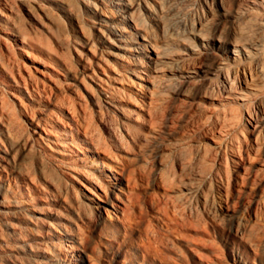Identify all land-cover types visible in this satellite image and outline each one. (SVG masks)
I'll return each mask as SVG.
<instances>
[{"label": "rangeland", "instance_id": "obj_1", "mask_svg": "<svg viewBox=\"0 0 264 264\" xmlns=\"http://www.w3.org/2000/svg\"><path fill=\"white\" fill-rule=\"evenodd\" d=\"M42 3H0V264H264V0H197L182 29L222 40L157 86L111 43L85 70Z\"/></svg>", "mask_w": 264, "mask_h": 264}, {"label": "bare ground", "instance_id": "obj_2", "mask_svg": "<svg viewBox=\"0 0 264 264\" xmlns=\"http://www.w3.org/2000/svg\"><path fill=\"white\" fill-rule=\"evenodd\" d=\"M23 1L32 7L36 0ZM77 2L75 4L73 0H43L41 7L58 27L64 21L66 22L64 28L69 27L73 30V23L76 24L78 34L84 37L81 45L83 46L82 59L85 70L92 69L99 62V50L96 46L99 41L105 44L111 43L116 48V51L110 52L116 64L131 71L139 79L150 82L152 86H157L159 80L166 79L168 73H171L173 78L177 77V80L179 78L180 81L185 82L191 77L188 74L191 72L179 64L176 68L169 70L168 65L178 62L177 56L186 61L190 58L203 60L210 54L213 48L212 42L222 40V36L217 37L219 34L209 36L211 34L207 33L200 24H192L182 29L183 23H187L192 9L197 5V0H168L167 4L166 0H78ZM0 3L9 8L11 0H0ZM255 3L263 4L258 1ZM168 15L171 20L169 24L167 23V29L164 28L167 30L164 39L166 41L180 40L186 43L185 51L174 53L168 46L156 44L153 41L150 31L152 30L151 19L158 24H163V27L165 25L163 20ZM87 21L94 24V31L91 33L87 30ZM136 30L141 32L139 37L133 35V31ZM182 35H190L203 42L201 44L187 42L185 41L187 37H182ZM228 41L233 46L234 59L243 61L240 53L241 48H246L243 41L239 39ZM246 55L253 56L252 52L247 49ZM99 85L105 91L104 101L109 105H114V89ZM230 88H233L231 83ZM114 175L117 180L121 179L116 174Z\"/></svg>", "mask_w": 264, "mask_h": 264}]
</instances>
